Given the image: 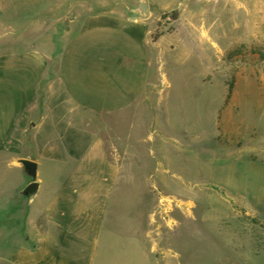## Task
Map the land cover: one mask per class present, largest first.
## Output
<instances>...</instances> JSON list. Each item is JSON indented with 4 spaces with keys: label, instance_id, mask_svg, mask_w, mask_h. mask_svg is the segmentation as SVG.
Segmentation results:
<instances>
[{
    "label": "crops",
    "instance_id": "obj_1",
    "mask_svg": "<svg viewBox=\"0 0 264 264\" xmlns=\"http://www.w3.org/2000/svg\"><path fill=\"white\" fill-rule=\"evenodd\" d=\"M146 1L145 19L140 0H98L69 38L0 43V264H160L138 209V176L159 173L142 115L171 32L152 33L177 11L172 32L216 44L202 0ZM20 160L35 163V179ZM123 194L134 196L126 209Z\"/></svg>",
    "mask_w": 264,
    "mask_h": 264
},
{
    "label": "rangeland",
    "instance_id": "obj_2",
    "mask_svg": "<svg viewBox=\"0 0 264 264\" xmlns=\"http://www.w3.org/2000/svg\"><path fill=\"white\" fill-rule=\"evenodd\" d=\"M97 2L0 0V43L69 38ZM199 12L214 48L172 32L166 13L152 33L171 32L142 115L160 152L158 176H138L139 225L160 264L170 252L179 264H264V0H202Z\"/></svg>",
    "mask_w": 264,
    "mask_h": 264
},
{
    "label": "water",
    "instance_id": "obj_3",
    "mask_svg": "<svg viewBox=\"0 0 264 264\" xmlns=\"http://www.w3.org/2000/svg\"><path fill=\"white\" fill-rule=\"evenodd\" d=\"M138 13L140 14V18L145 19L148 16V6L146 0H140V5L138 8ZM19 163L25 168L27 173L32 179H35L36 176V165L35 163L28 160H20ZM36 183L32 182L27 186L24 190L25 195L34 194L36 191Z\"/></svg>",
    "mask_w": 264,
    "mask_h": 264
},
{
    "label": "built area",
    "instance_id": "obj_4",
    "mask_svg": "<svg viewBox=\"0 0 264 264\" xmlns=\"http://www.w3.org/2000/svg\"><path fill=\"white\" fill-rule=\"evenodd\" d=\"M171 20H172V17L170 13L163 14L162 21H164L165 23H169Z\"/></svg>",
    "mask_w": 264,
    "mask_h": 264
},
{
    "label": "trees",
    "instance_id": "obj_5",
    "mask_svg": "<svg viewBox=\"0 0 264 264\" xmlns=\"http://www.w3.org/2000/svg\"><path fill=\"white\" fill-rule=\"evenodd\" d=\"M170 15L172 17V20H176L177 19V11H171ZM41 93V92H40Z\"/></svg>",
    "mask_w": 264,
    "mask_h": 264
}]
</instances>
